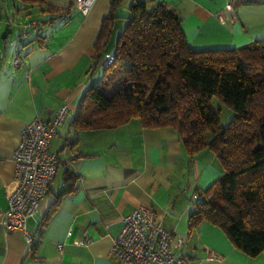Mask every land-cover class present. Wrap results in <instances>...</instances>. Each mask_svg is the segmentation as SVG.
Segmentation results:
<instances>
[{
	"label": "crops",
	"instance_id": "obj_1",
	"mask_svg": "<svg viewBox=\"0 0 264 264\" xmlns=\"http://www.w3.org/2000/svg\"><path fill=\"white\" fill-rule=\"evenodd\" d=\"M47 1L71 4L70 15L42 22L38 33L45 39L40 45L33 40L23 49H6V43L3 53L0 49V264H115L111 247L121 218L139 205L154 211L173 240L183 239V264H264V250L248 256L219 227L206 221L189 225L195 188L206 189L222 173L214 152L202 150L190 159L172 126L145 127L137 117L114 128L72 125L84 91L101 73L102 66L93 68L95 44L111 0H95L87 14L74 0ZM132 1L119 0L102 58L112 54L116 29ZM159 1L177 8L195 49L233 48L264 39V0ZM31 5L55 16L44 11L45 3ZM15 8L19 15L28 12L21 4ZM6 11L0 6L1 15ZM15 52L22 57L18 66L12 63ZM61 105H67L69 116L49 146L59 165L38 211L26 221L28 241L26 234L6 232L1 225L15 183L13 151L25 124L35 118L48 121ZM66 172L72 174L69 179ZM85 235L91 242L77 244ZM207 250L218 257L209 258Z\"/></svg>",
	"mask_w": 264,
	"mask_h": 264
},
{
	"label": "trees",
	"instance_id": "obj_2",
	"mask_svg": "<svg viewBox=\"0 0 264 264\" xmlns=\"http://www.w3.org/2000/svg\"><path fill=\"white\" fill-rule=\"evenodd\" d=\"M19 1L23 6L45 3L44 11L55 16L41 22L66 18L72 8L47 0ZM110 2L93 62V68L102 66V76L84 91L72 125L114 128L137 117L145 127L172 126L190 159L202 150L214 152L222 173L206 189L195 188L199 200H192L189 225L209 222L246 255L259 254L264 250V39L195 49L173 4L133 0L115 37L112 60L105 64L102 50L119 0ZM44 39L37 33L27 43L40 45ZM213 95L232 109L226 125L219 124L220 109L210 104ZM66 173L69 179L72 174Z\"/></svg>",
	"mask_w": 264,
	"mask_h": 264
},
{
	"label": "built area",
	"instance_id": "obj_3",
	"mask_svg": "<svg viewBox=\"0 0 264 264\" xmlns=\"http://www.w3.org/2000/svg\"><path fill=\"white\" fill-rule=\"evenodd\" d=\"M94 1L74 0L77 9L83 14L88 13ZM30 25L35 26L36 22L32 21ZM111 60L112 56H107L104 63ZM12 63L15 66L22 63L18 52L12 57ZM68 116L67 105H61L48 121L35 118L22 128L13 151L15 183L8 193V207L1 212V225L6 232L19 231L26 234L30 241L25 229L26 221L38 211L59 165L57 155L49 148L50 142L56 129ZM191 200H199L197 193L192 194ZM121 223V229L111 247L115 264L184 263L181 253L183 239L173 240L172 232L162 225L150 207H135L122 216ZM91 240L85 235L77 244H88ZM57 248L62 252L61 243L57 244ZM207 253L209 258L218 257L211 250H207Z\"/></svg>",
	"mask_w": 264,
	"mask_h": 264
},
{
	"label": "rangeland",
	"instance_id": "obj_4",
	"mask_svg": "<svg viewBox=\"0 0 264 264\" xmlns=\"http://www.w3.org/2000/svg\"><path fill=\"white\" fill-rule=\"evenodd\" d=\"M22 4L19 0H0V6L6 7L5 14H0V21L2 22V31L7 24V17L8 23L11 26L12 31L8 34L6 41L4 42L3 39L0 37V49L3 53V45L6 43V49H14L15 46H18L20 49H23L29 40L35 37V35L42 30V20L48 17V14L42 12V9L39 8L37 5H30L25 4V10L28 12L26 14H18L16 10V6ZM32 21H36L37 27L30 25ZM0 30V33L2 32ZM121 28L116 29V36L120 31ZM42 32V31H41ZM115 36V37H116ZM10 42L12 43L10 45ZM23 51V50H22ZM102 76V71L100 75L95 76L94 84H96L99 78ZM210 104L215 107L219 108V124L226 125L231 117H232V109L217 95H213L210 99ZM191 203L193 204L192 200Z\"/></svg>",
	"mask_w": 264,
	"mask_h": 264
},
{
	"label": "water",
	"instance_id": "obj_5",
	"mask_svg": "<svg viewBox=\"0 0 264 264\" xmlns=\"http://www.w3.org/2000/svg\"><path fill=\"white\" fill-rule=\"evenodd\" d=\"M11 31L12 30H11V27L9 26V24H6L5 28L3 29V31L0 34L1 39L6 38Z\"/></svg>",
	"mask_w": 264,
	"mask_h": 264
}]
</instances>
